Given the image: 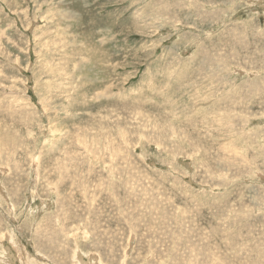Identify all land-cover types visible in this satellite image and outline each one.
I'll list each match as a JSON object with an SVG mask.
<instances>
[{
  "label": "rangeland",
  "instance_id": "obj_1",
  "mask_svg": "<svg viewBox=\"0 0 264 264\" xmlns=\"http://www.w3.org/2000/svg\"><path fill=\"white\" fill-rule=\"evenodd\" d=\"M0 264H264V0H0Z\"/></svg>",
  "mask_w": 264,
  "mask_h": 264
}]
</instances>
